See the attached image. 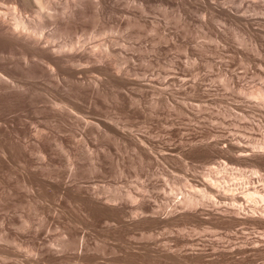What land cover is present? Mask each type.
<instances>
[{"label": "rangeland", "instance_id": "obj_1", "mask_svg": "<svg viewBox=\"0 0 264 264\" xmlns=\"http://www.w3.org/2000/svg\"><path fill=\"white\" fill-rule=\"evenodd\" d=\"M147 1L154 7L150 16L161 17L164 8L166 43L150 51L161 28L153 33L145 26L134 28L140 41H135L131 53L148 60L140 59L133 67L134 81L103 82L97 90L87 79L81 85L27 78L22 80L25 90L20 95L0 92V264H181L154 260L146 254L145 243L161 246L168 240L174 244L182 234L211 227L215 230L207 234L209 240L194 242L196 253L210 259L186 264H255L257 260L256 264H264V245L259 247L264 232L256 224L230 225L200 208L204 221L174 220L169 225L152 212L160 209L156 212L165 216L180 197L194 190L191 185L203 189L210 175L223 174L236 182L257 168L264 174V165L256 161V151L264 147V100L249 95L264 94V15L252 9L256 4L264 7V0ZM2 2L15 6L12 0ZM76 36L80 41L87 37ZM95 39L91 45L102 42L104 36ZM122 55L119 60L126 56ZM51 103L61 104L62 109L54 110ZM109 119L128 126L125 132L133 137H122L119 129L105 133L95 125L106 122L115 128ZM204 143L217 147L203 149ZM229 144L247 151H228ZM146 150L151 151L146 154ZM95 188H110L102 198L115 191L122 197L130 192L138 204L123 198L115 203L117 208L94 209L82 192ZM135 209L143 213L131 218ZM257 232L261 238L256 241L262 239L261 244H254ZM82 237L86 246L80 256ZM243 240L260 248L249 245L245 250L259 251L250 248L253 253L244 251V256L237 257L240 260L213 252L220 244L223 248V243L231 241L239 246ZM59 243L66 244L60 253Z\"/></svg>", "mask_w": 264, "mask_h": 264}, {"label": "bare ground", "instance_id": "obj_2", "mask_svg": "<svg viewBox=\"0 0 264 264\" xmlns=\"http://www.w3.org/2000/svg\"><path fill=\"white\" fill-rule=\"evenodd\" d=\"M122 1L124 2L126 1L125 4H123ZM121 2H122V5H121ZM12 3H14L15 5V6L13 5L14 8L6 7L5 5L0 4V92L1 93L7 92L10 94V93L18 92L17 94H19L20 93L19 91L23 93V91L25 90L24 89L25 87H24L22 80L27 79V78L35 79V80L49 78V79H54L59 82L60 81L66 82V83L73 82L77 84L80 83L81 85L83 84L82 82L84 81V79H87L90 83L96 85L95 88L97 90L103 82H108V83L118 82V84L119 83H122V84L130 83L134 81L135 79V75L133 73V67L136 65V63L140 61V59L143 63L148 61L145 58H140L138 56L136 57V55H134L135 53H131V52H135L136 45L138 44V39L140 41L138 34L137 33L135 34L133 31L134 28L138 26H142V27L145 26L148 29L149 33L156 32L158 26L161 28L162 31H160L158 38L155 39L156 41L153 42L152 45H150L151 46L149 48L150 51H154L156 48L159 50L163 48L166 43V36H165L166 29L165 28L167 27L166 26L167 18L165 19L166 21L163 19L166 17V16H162V14H164V8L162 9L161 7H159L163 3H160L161 5L157 6L160 9V12L163 10L162 14L160 15L161 17L152 16V15L150 16V13L152 12L150 9L154 11L153 9L154 7L150 8L151 2H149L150 3L149 4L147 0H12ZM7 5H9V3ZM120 6H123V7L119 8ZM252 9L254 12L262 13L264 15V7L259 8L258 5L256 4V6H254V8ZM28 12L31 13V15L30 14L27 15ZM138 33H140V31H138ZM76 34L86 35L88 39L85 40V38H87L85 37L84 41L83 40L80 41L79 39L80 37L78 38L79 39L78 40ZM73 36L74 38L76 37L75 40L77 39L78 41L77 43L75 42L74 39H73L74 41L72 39H69L71 41L68 40L69 42H65V43L56 42L57 39L60 40L63 37H65V39L67 37L68 39V37L71 38ZM97 36H104V40L97 45H91L96 40L95 38ZM83 37L84 36H82V38ZM136 40H137V44L135 42ZM140 48L138 47L139 50H141ZM121 49H124V51L121 52L120 51ZM122 53H125L126 56L124 58L122 57V59L120 58L119 60L118 56L119 57L120 55L124 56L122 55ZM122 66H127V67L124 70V67L122 69ZM249 95L250 97H252V99L255 98L261 101L264 100V94L261 93V91H259L258 93L256 91L251 92ZM56 103H53V104L51 103V105H53L52 107L54 108V110L57 109L59 111V109H62V107H60L61 104L58 103L59 104L58 105ZM63 106L66 107L65 105ZM108 118L110 117H107V119ZM109 120L113 121V124H115V128L113 127L114 125L110 126L109 123L105 124L106 122L104 124L96 123L95 125L99 129H102V131H104L105 133H107L110 130L116 131V133H118V131L120 130L119 133L120 135H122V137H128L129 134H126L127 132H125L126 131L125 128L126 127L128 128V126L124 127L125 125H123L121 127L120 126L122 125L121 122H120L121 124H119V121H116V120L114 121V119H109ZM85 124L89 125V122H85ZM130 135L132 136V134ZM128 138H131V137H128ZM204 147L212 151L214 150V148L217 147V144H205L203 145V149ZM259 148H260V151L259 152L256 151L257 153L256 161L258 165H261L262 167V165H264V149L262 148L264 147L260 146ZM236 149L241 153H245L247 151L241 148L237 144H229L227 146L228 151L232 150L234 152ZM209 150L207 151L208 153L210 152ZM237 150L235 152H237ZM150 151L148 150L145 153L146 154L150 153ZM253 157H255V155H253ZM255 165L257 166V164ZM259 170L260 169L258 168L257 170L255 169V171H253V173L250 176H247L246 178H241L243 180L236 181V182L233 181L228 176L223 175V174L219 175L218 177H215V176L211 177L210 175L209 179L204 180V183L202 184L203 189L201 188L198 189V187L196 186L194 187L193 185L189 184V187L191 185L192 189L194 188V190L189 191L185 193V195L180 197V199L177 200L176 204L174 203V206L171 207V209H169L168 213L165 216L162 217L160 215L161 213L160 214L157 213V212H161L160 209L159 210L157 209L158 210V211L156 210L157 212L155 210L152 211L153 213L155 212L153 216L156 215L158 218V221L159 219L162 221H165V223L168 221V224H169V221L172 222L174 220H177V221L180 220L181 222V221H186L187 219H193L192 221L196 219L200 222L206 219L203 216L204 215L203 211L200 210V208H203L204 211L210 212L208 216L210 214L212 215L215 214L214 216L219 215L218 216L219 221L220 220L228 221L229 223H231L230 225L247 223L249 226L251 223H253V224H256L257 226H260V228H262L260 229L262 231L261 233H263L264 232L263 231L264 230V174H260ZM218 174H219V171H218ZM109 190L110 188H105L102 191L99 190L98 188L97 189L95 188V190L93 189L92 192H89L88 190L87 192H82V193H86L87 201L85 202H88L90 206L94 207V209L103 208V207H110V208L113 207L114 209L116 205L115 203L116 202L120 203L118 201L123 200V198L128 199L127 201H130L132 203L136 202V204H138L136 200L137 198L135 199L134 195H132V193L130 192H127L122 197L121 194L123 193L115 191L114 194L112 195L109 194L110 196L107 198L105 197L108 193L104 194L105 197L102 198V194L105 191L109 192ZM82 193H81V196L83 195ZM242 200H244L243 203L241 202ZM208 201H210V205ZM141 204L143 205L142 202ZM140 207L139 209L143 210V208H140ZM206 207H208V209ZM209 207H212L213 209L211 208L209 209ZM118 209H122V208H118ZM131 211H130L131 212L130 215H132L131 218L143 213V211L141 210H140L141 212L140 211L138 212L137 210H136L137 212L133 210ZM102 212H105V211H102ZM145 212H148V211H144V213ZM152 212L150 214H152ZM163 213H165V211H163ZM214 216H211L210 219L215 218ZM218 218L216 217V219ZM151 220L154 221V219H151ZM177 221L176 223L178 224ZM214 221L215 220L213 219V222ZM246 225L244 226L245 228H247ZM212 228L214 227L204 228V229L202 228L203 230L201 231L192 230V232L194 231V233L192 234L190 233V231L189 233H186L184 235L181 233L182 234L181 240H179L178 242L173 241L174 244L172 242L169 243L167 240L166 242L164 241V243L161 242V244L163 243L161 246L159 245L150 246L151 244L149 245L146 242L147 244L145 243V245L147 246L144 249L146 250V254L151 256V258H154V260L157 259L159 261H165L166 263L174 262V263H181V264L185 263L186 264L194 259H205L206 260L209 255L207 256L203 252L196 253L197 250L195 251L196 248H194V246L196 244V241H199L201 239L209 240L206 237H209L207 236V234L210 232V230L211 231L213 230ZM218 229L219 228H217V230ZM181 230L185 232V230L183 229ZM222 230L224 231L225 229L222 228ZM255 230L259 231V229H255ZM261 233L259 232L258 233L259 235L257 236L259 237ZM152 234L150 235L149 233L147 235L151 237ZM215 234L217 235V233ZM180 237L181 235L179 236V238ZM221 237L219 238L220 240H221ZM153 238H154V235H153ZM210 238L212 237L210 236ZM245 238H248V237H243L244 240ZM260 238L261 237L259 238L256 237L255 239H253V241L255 240V243L252 242L251 240H246V242L250 241V243H254V244H256V242L260 243L262 239L264 240V238H262L261 240L256 241L257 239H260ZM244 240L243 242H245ZM230 242H227L226 244L222 242L224 245V246L222 245L223 248L222 247L220 248V245H221L220 244L218 245L220 249L217 248L218 247L217 246L216 248H213L214 251L213 250L212 251L216 253L217 255L225 257V259L226 257L237 258V257H240V255L244 256L246 252H249L247 250H249L253 246L252 244H251L252 246L249 244L251 247L245 250L247 247H249L248 245L249 242L248 243L245 242L244 244L242 243L243 245L239 244V246H237L236 244L234 245L233 242L231 244ZM78 244H79L78 253L80 256H82L84 255L83 251L86 246L85 238L82 237L80 239V243ZM262 245H264V243L259 245V247L261 246L262 248L263 247ZM57 246H58L57 252L60 253L65 249L66 244L59 243ZM254 247L256 246H253V248ZM257 249H260V248H257ZM257 249H255L256 253L259 251V250L257 251ZM255 250L253 249V251ZM260 251L262 252V250ZM79 255L78 257H80ZM85 255H86V252H85ZM219 258L220 257L218 256L217 259ZM261 258L259 259L262 260ZM238 259L239 258H237V260ZM246 261L244 259V262ZM234 263H236V261Z\"/></svg>", "mask_w": 264, "mask_h": 264}]
</instances>
